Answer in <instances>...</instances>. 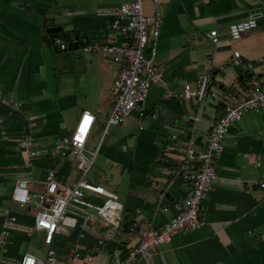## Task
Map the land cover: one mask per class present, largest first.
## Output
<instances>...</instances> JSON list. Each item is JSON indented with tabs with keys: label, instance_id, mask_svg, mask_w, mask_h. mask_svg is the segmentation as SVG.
<instances>
[{
	"label": "crops",
	"instance_id": "crops-1",
	"mask_svg": "<svg viewBox=\"0 0 264 264\" xmlns=\"http://www.w3.org/2000/svg\"><path fill=\"white\" fill-rule=\"evenodd\" d=\"M128 1L0 0V222L7 213L15 216L2 250L6 264H16L23 252L43 256L25 244L35 232L42 240L33 215L45 172L52 167L55 181L64 187L79 176L68 154L49 161L43 153L55 138L70 133L82 111L93 115L85 145L89 151L98 146L91 165L96 164V182L87 181L116 195L119 229L85 261L89 247L109 228L87 208L79 228L53 236L51 251L63 263L108 264L113 251L124 256L137 243L132 223L160 230L169 218L172 210L161 208L170 207L188 188L178 173L182 159L200 152L227 93L264 82V0H157L161 22L155 65L162 80L150 85L142 105L103 132L119 64L90 52L57 56L64 50L54 49L45 30L77 35L71 39L77 45L69 51L90 43L125 44L103 10ZM141 9L144 16L153 14L152 0H141ZM251 15L257 26L231 41L228 24ZM210 30L216 32L214 44L206 36ZM233 50H238L237 64L232 63ZM71 60L75 71L65 67ZM204 72L209 73L204 99L182 98L183 85L194 87ZM58 75L72 86L59 82ZM27 139L36 152L33 158ZM215 171L213 188L199 204L203 224L174 235L135 264H264V188L259 186L264 179V108L244 113L228 128ZM19 178H26L30 194L23 206L10 200ZM86 198L94 203L102 199L89 192ZM31 203L36 204L31 217L22 216Z\"/></svg>",
	"mask_w": 264,
	"mask_h": 264
},
{
	"label": "built area",
	"instance_id": "built-area-1",
	"mask_svg": "<svg viewBox=\"0 0 264 264\" xmlns=\"http://www.w3.org/2000/svg\"><path fill=\"white\" fill-rule=\"evenodd\" d=\"M153 14L144 16L141 9V0L122 2L107 7L103 13L110 20V28L120 32L126 38L125 44H83L82 52L98 54L102 58L119 64L115 78L110 85L109 92L114 97V104L108 114L103 132L110 126L120 124L133 109L145 102L150 85L162 80L161 69L155 65L156 39L159 34L161 17L158 12V1L152 0ZM249 5V4H247ZM257 26L255 15L244 20L228 24L227 34L231 41ZM206 36L214 44L217 42L216 32L210 30ZM51 45L64 50L66 44L61 37L51 39ZM233 64L238 57V50L232 51ZM209 89V73L197 75L195 86L184 84L181 97L201 102ZM264 108V82L255 83L245 91L238 90L227 93L221 111L216 120L210 124L205 141L196 157L188 153L183 157L179 166V176L188 183L185 194L179 200L162 207V211L172 210L169 218L162 224L160 230L149 227H138V222L132 223L131 230L138 237L124 256L113 251L108 264H135L139 257L148 255L158 246L168 243L171 238L180 233H186L199 228L203 221L199 216V204L213 188L216 178L215 160L223 147L228 128L237 122L246 112H257ZM93 121V115L87 110L80 113L72 131L68 135L55 138L53 144L43 153L53 161L68 154L72 164L79 172V176L72 186H60L54 179L52 167L45 172L43 189L38 195L39 206L33 215V227L42 231L44 251L42 258L29 252H23L16 264H72L63 263L51 251V242L55 234L76 230L80 226V218H86L84 210L90 208L103 218L106 226L104 238H97L89 247L85 261H89L97 247L105 240H111L119 229L121 203L116 195L103 186L86 181L97 148L93 151L85 149L87 135ZM174 138V136H171ZM28 147V156L33 158L36 152L31 148L30 140L25 141ZM32 163L29 161L27 167ZM29 175V171L26 172ZM259 186L264 188V179ZM99 195L102 199L98 203L89 201L86 193ZM10 200L23 206L30 200L26 178H19L11 193ZM15 224V216L7 213L0 222V264H6L2 250ZM74 258V256H73Z\"/></svg>",
	"mask_w": 264,
	"mask_h": 264
},
{
	"label": "rangeland",
	"instance_id": "rangeland-1",
	"mask_svg": "<svg viewBox=\"0 0 264 264\" xmlns=\"http://www.w3.org/2000/svg\"><path fill=\"white\" fill-rule=\"evenodd\" d=\"M143 14V13H142ZM73 52V53H72ZM64 53H66V54H70V56H81V55H83L84 53L83 52H81V50L79 49V48H77V49H74V50H72V51H69V50H67L66 48L64 49V51H59V52H57V53H55L57 56H60V55H62V54H64ZM53 55H54V53H53ZM108 60V59H107ZM71 63H68L67 64V66H65L66 68H67V70H69V67H73V69H74V71L77 69V64L75 63V61L74 60H71L70 61ZM111 62V61H110ZM112 63V62H111ZM60 70V73L64 70V69H59ZM57 79H58V81L59 82H61V79H62V81H63V83L64 84H66V85H69V86H72V82H70V81H66V80H64L63 79V76L62 75H58L57 76ZM110 98H111V102H112V105H113V102H114V97L112 96V95H110ZM73 125H74V121L73 122H71V124H70V126H69V132H71V129H72V127H73ZM88 145V144H87ZM87 145H85V149H87L88 150V147H87ZM78 174H79V172H78ZM97 175H98V172H97V168H96V164H94L92 167H91V169L89 170V172H88V174L85 176V179H86V181L87 180H89V181H91V182H96V177H97ZM75 181V180H74ZM73 181V182H74ZM72 182V183H73ZM71 186V185H70ZM35 200V199H34ZM36 201V200H35ZM35 206H36V204H34V203H31L30 204V212H28V215L27 214H25V212H23L21 215L22 216H24V217H26L27 216V218H30L31 217V215H30V213L31 212H33L34 210H35ZM22 209V208H21ZM86 212V211H85ZM94 217H96L95 215H94ZM100 220H102L100 217H98ZM91 220V219H90ZM25 247L27 248V250L28 251H30V252H33V253H36V254H38V255H40V256H42V254H43V251H44V244L42 243V240H40V237H39V234H38V232L36 233L35 232V234L33 235V236H31V237H29V240H28V246L25 244Z\"/></svg>",
	"mask_w": 264,
	"mask_h": 264
},
{
	"label": "water",
	"instance_id": "water-1",
	"mask_svg": "<svg viewBox=\"0 0 264 264\" xmlns=\"http://www.w3.org/2000/svg\"><path fill=\"white\" fill-rule=\"evenodd\" d=\"M60 29L61 28L48 27V28H46L45 31L48 34H56V33H58L60 31ZM60 36H61V38L64 41H66V49L67 50H71L72 48H75L76 47L77 44L76 43H73L71 39L72 38L73 39L77 38V35H74L73 37H71L69 33L63 32V33H60Z\"/></svg>",
	"mask_w": 264,
	"mask_h": 264
},
{
	"label": "trees",
	"instance_id": "trees-1",
	"mask_svg": "<svg viewBox=\"0 0 264 264\" xmlns=\"http://www.w3.org/2000/svg\"><path fill=\"white\" fill-rule=\"evenodd\" d=\"M48 36L50 37V39H52L53 37H55V36H58V37H61L60 36V33H56V34H48ZM54 49H56V48H54ZM241 80V79H240ZM242 82V81H241Z\"/></svg>",
	"mask_w": 264,
	"mask_h": 264
}]
</instances>
